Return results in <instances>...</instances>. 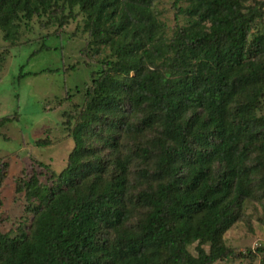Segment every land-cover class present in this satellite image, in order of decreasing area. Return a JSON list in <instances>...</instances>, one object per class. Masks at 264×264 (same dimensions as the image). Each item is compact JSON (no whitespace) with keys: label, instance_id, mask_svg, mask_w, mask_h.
I'll return each instance as SVG.
<instances>
[{"label":"trees","instance_id":"trees-1","mask_svg":"<svg viewBox=\"0 0 264 264\" xmlns=\"http://www.w3.org/2000/svg\"><path fill=\"white\" fill-rule=\"evenodd\" d=\"M176 1L187 2L190 21L161 45L155 0H0V32L12 46L34 16L67 8L62 25L76 8L88 45L115 55L85 91L66 166L51 173L58 184L34 174L15 182L32 215L28 231H0V264H213L231 254L223 234L264 161V116L255 114L264 100V33H250L264 0ZM164 50L171 55L160 68L153 58ZM13 118L1 117L0 128ZM156 126V160L145 166L143 158L134 177L127 172L145 147L104 158L86 143L117 144L115 131L103 135L107 127L137 135ZM106 169L115 172L109 179ZM135 178L154 183L131 193Z\"/></svg>","mask_w":264,"mask_h":264},{"label":"rangeland","instance_id":"rangeland-1","mask_svg":"<svg viewBox=\"0 0 264 264\" xmlns=\"http://www.w3.org/2000/svg\"><path fill=\"white\" fill-rule=\"evenodd\" d=\"M186 6L184 1L155 0L153 12L161 24V45L170 42L189 23L190 19L182 11ZM61 12L68 15L69 9ZM72 13L76 16L63 21L62 25L59 24L62 15L59 10L54 14L34 16L28 25L20 26L13 46L0 32V118L15 117L0 128V231L11 236L28 231L32 215L24 210L27 202L23 192H15V182L34 174L40 184L47 187L58 184L51 173L58 174L66 166L74 146L70 128L80 120L86 101L85 91L91 87V79L105 69L106 65L102 67L101 61L115 59L108 46L95 49L88 45L89 35L83 29V16L76 8ZM252 32L264 33V17L252 22ZM162 53L153 58L160 68L171 55L165 50ZM255 114L264 116V100L260 101ZM140 116V112L130 113L128 119L135 122ZM110 130L119 135L117 144L107 146L97 137L86 141L87 145L92 144L96 154L108 158L127 155L135 147L147 149L146 154L140 153L143 157L135 158L136 163L130 166L128 176L134 177L135 167L143 158L145 166L156 160L159 149L154 145L159 135L158 127L139 130L137 135L127 133L123 128L107 127L103 135H108ZM44 138L48 139L47 145L35 144ZM113 174L115 172L106 169L103 178L109 179ZM147 183L154 181L135 178L130 192H138ZM252 188L254 193L244 200L240 218L223 234L231 254L213 264H259L263 258L264 161L258 167ZM139 216L140 211L134 210L131 220ZM195 245L188 246L193 254ZM204 248L208 250V245Z\"/></svg>","mask_w":264,"mask_h":264}]
</instances>
